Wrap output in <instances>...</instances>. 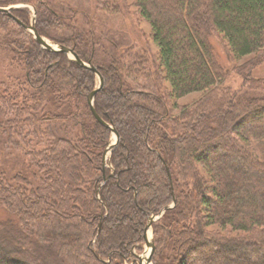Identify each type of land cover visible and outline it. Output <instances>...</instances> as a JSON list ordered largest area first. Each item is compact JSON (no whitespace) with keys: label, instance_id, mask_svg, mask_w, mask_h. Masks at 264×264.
<instances>
[{"label":"trees","instance_id":"obj_1","mask_svg":"<svg viewBox=\"0 0 264 264\" xmlns=\"http://www.w3.org/2000/svg\"><path fill=\"white\" fill-rule=\"evenodd\" d=\"M34 8L39 36L94 67L42 49L0 13V51L22 78L0 81V264H138L151 216L153 264H264V0H134L145 45L120 44L86 13ZM124 20L126 0H96ZM217 36L242 85L210 43ZM111 39V41L109 40ZM193 102L173 105L189 94ZM174 109V110H173Z\"/></svg>","mask_w":264,"mask_h":264},{"label":"rangeland","instance_id":"obj_2","mask_svg":"<svg viewBox=\"0 0 264 264\" xmlns=\"http://www.w3.org/2000/svg\"><path fill=\"white\" fill-rule=\"evenodd\" d=\"M18 1V0H17ZM60 1V0H57ZM56 0H53V3L57 2ZM134 0H126V9L129 13V17L125 18L124 20H121L120 18H115L114 16H111L109 14L104 13H98L96 9V0H61L60 2H63L64 4H67L69 7L74 8L73 10H77L80 13H86L89 17L91 22L94 24L95 28L97 30H104L107 35H110L113 39L120 40V44H130L135 43L138 45H145L150 50V53L154 56L156 52L155 46L152 44L151 38H150V27L149 25L141 20L138 16L137 10L133 5ZM12 6H18L19 7H27L29 9V25L33 23L34 20V26H35V12L32 6L27 4H16V5H9L7 7H1V8H9ZM26 25V26H29ZM48 44L50 45H58L57 43L42 37ZM111 41V39H109ZM210 43L212 44L220 63L229 71V78H228V85L233 89H239V87L242 85L241 79L237 76L235 71H231L233 69V66H238L245 62L250 56L244 57L238 61L231 62V58L227 54V50L217 36H213L210 38ZM45 50V49H44ZM66 55V54H65ZM68 58H71L69 55H67ZM82 62V61H81ZM84 63V62H83ZM22 70L20 71L17 66L13 63H9V59H7L4 56V53L0 51V81H6L8 77H20L22 78ZM252 75L254 77H264V64L258 66L255 68L252 72ZM97 77V76H96ZM98 86H99V80L97 77ZM97 86V88H98ZM96 88V89H97ZM95 90V89H94ZM199 97V93H193L189 94L177 101L173 102L174 104H177L179 106L189 104L193 102L195 99ZM174 110V109H173ZM114 143V135L111 134L110 143ZM111 152H107L106 154V163L105 167L107 165V160ZM173 205V204H172ZM171 206V205H169ZM162 216V215H161ZM157 217V216H156ZM152 225V224H151ZM148 240L153 242V231L150 226L148 230ZM154 245V242H153ZM141 251L135 250V253L137 254L136 262H138V257L140 256H148L149 248L146 245L145 239L143 237V241L141 242ZM154 252V250H153ZM153 252L150 255V260H148V264L152 263V256Z\"/></svg>","mask_w":264,"mask_h":264},{"label":"water","instance_id":"obj_3","mask_svg":"<svg viewBox=\"0 0 264 264\" xmlns=\"http://www.w3.org/2000/svg\"><path fill=\"white\" fill-rule=\"evenodd\" d=\"M14 8H18V6H12V7H9V8H1L0 7V13H5L7 15H10V11ZM15 22L22 28L24 29L25 31H27L28 33H30L33 37V39L35 40V42L42 48V49H45L46 51L48 52H61L63 54H66V55H69L71 57V59L80 67H84V68H87L89 70H91L93 73H95V75L98 77V80H99V86L97 89L93 90L88 96H87V104L89 105V108H90V112L92 113L93 117L95 118V120L102 126L106 127V128H110V126L105 123L95 112V109L93 107V101H94V97L95 95L97 94V92H99L103 86V80L101 78V76L98 74L97 70L92 67L90 64H86V63H83L81 62V60H79L77 58V56L73 53V51L67 47H64V46H59V45H50L48 44L41 36H39V34L37 33L36 31V28L34 26V20H33V23L29 26H26L25 24H23L21 21L15 19ZM111 129V128H110ZM111 133L114 135V143H111L107 146V148L105 149L104 153H103V157H102V164L103 166L105 167V163H106V154L107 152H111L112 149L116 146L117 142H118V135L117 133L115 132V130L111 129ZM173 205L171 206H167L165 207L161 213L156 217V216H151L147 223H146V226L144 228V231H143V237L145 239V242H146V245L147 247L149 248V251L147 252L148 253V256H139L138 257V262L139 264H148V260H150V255L152 254L153 250H154V245H153V242L152 241H149L148 240V230L151 226V224L153 222H155L157 219H159L161 217V215L169 208H171Z\"/></svg>","mask_w":264,"mask_h":264},{"label":"bare ground","instance_id":"obj_4","mask_svg":"<svg viewBox=\"0 0 264 264\" xmlns=\"http://www.w3.org/2000/svg\"><path fill=\"white\" fill-rule=\"evenodd\" d=\"M149 235V234H148Z\"/></svg>","mask_w":264,"mask_h":264}]
</instances>
